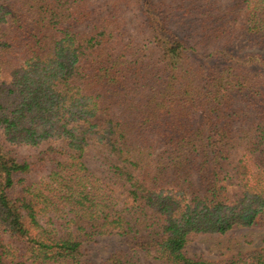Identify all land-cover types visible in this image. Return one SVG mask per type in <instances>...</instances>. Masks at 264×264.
Returning <instances> with one entry per match:
<instances>
[{"label": "trees", "instance_id": "obj_1", "mask_svg": "<svg viewBox=\"0 0 264 264\" xmlns=\"http://www.w3.org/2000/svg\"><path fill=\"white\" fill-rule=\"evenodd\" d=\"M238 227L264 228V0H0V264H264L185 252ZM102 237L134 251L84 261Z\"/></svg>", "mask_w": 264, "mask_h": 264}, {"label": "rangeland", "instance_id": "obj_2", "mask_svg": "<svg viewBox=\"0 0 264 264\" xmlns=\"http://www.w3.org/2000/svg\"><path fill=\"white\" fill-rule=\"evenodd\" d=\"M89 166L96 176H101L100 168L96 164L90 163ZM262 249H264V228L238 227L224 236L191 235L185 252L190 258L219 262L230 259L239 252L245 254ZM117 250L134 251L128 243L118 237H102L85 245L83 260L100 263ZM144 260L147 264H163L154 261L151 257H144Z\"/></svg>", "mask_w": 264, "mask_h": 264}]
</instances>
